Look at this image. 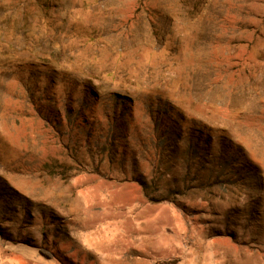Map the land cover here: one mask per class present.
<instances>
[{"label":"rangeland","instance_id":"1","mask_svg":"<svg viewBox=\"0 0 264 264\" xmlns=\"http://www.w3.org/2000/svg\"><path fill=\"white\" fill-rule=\"evenodd\" d=\"M0 234L264 264V0H0Z\"/></svg>","mask_w":264,"mask_h":264},{"label":"crops","instance_id":"2","mask_svg":"<svg viewBox=\"0 0 264 264\" xmlns=\"http://www.w3.org/2000/svg\"><path fill=\"white\" fill-rule=\"evenodd\" d=\"M0 264H61L29 241H11L0 234Z\"/></svg>","mask_w":264,"mask_h":264}]
</instances>
